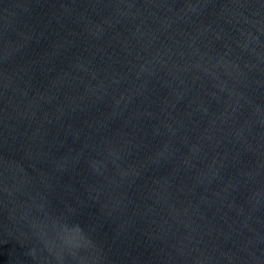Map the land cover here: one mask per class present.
Masks as SVG:
<instances>
[{
  "label": "water",
  "instance_id": "water-1",
  "mask_svg": "<svg viewBox=\"0 0 264 264\" xmlns=\"http://www.w3.org/2000/svg\"><path fill=\"white\" fill-rule=\"evenodd\" d=\"M0 264H264V0H0Z\"/></svg>",
  "mask_w": 264,
  "mask_h": 264
}]
</instances>
